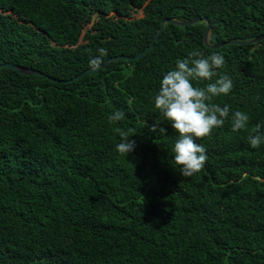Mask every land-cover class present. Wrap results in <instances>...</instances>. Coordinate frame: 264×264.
<instances>
[{
  "label": "trees",
  "instance_id": "16d2710c",
  "mask_svg": "<svg viewBox=\"0 0 264 264\" xmlns=\"http://www.w3.org/2000/svg\"><path fill=\"white\" fill-rule=\"evenodd\" d=\"M140 8L141 16L130 12ZM0 264H264V0H0ZM192 51L219 53L233 81L229 118L211 135L204 168L189 177L178 139L154 106L163 76ZM214 81H193L204 87ZM124 113L109 123L108 115ZM242 111L246 129L232 131ZM156 124L160 134L150 130ZM116 128L135 132L120 154Z\"/></svg>",
  "mask_w": 264,
  "mask_h": 264
},
{
  "label": "clouds",
  "instance_id": "9594fccd",
  "mask_svg": "<svg viewBox=\"0 0 264 264\" xmlns=\"http://www.w3.org/2000/svg\"><path fill=\"white\" fill-rule=\"evenodd\" d=\"M100 56L90 60V66L102 63L104 49H98ZM225 60L219 53L207 57L200 51H192L186 58L177 59L175 68L168 71L160 82L157 94L154 96V106L168 120L179 136L173 146L174 161L180 166V174L189 177L199 173L208 160L206 148L196 143L197 139L211 135L215 128L222 127L229 118L228 105L221 107L212 103L214 97L228 95L233 88V81L227 74L218 73L224 67ZM193 81H214L204 87L193 85ZM124 113L117 110L108 115L109 123L121 121ZM250 117L242 111L231 115L232 131L246 129ZM262 125L257 124L248 134L247 140L252 148L264 144ZM151 131L163 134L165 128L153 124ZM121 142L115 148L120 154L134 151L135 141L129 138L135 134L132 128L127 130L116 128Z\"/></svg>",
  "mask_w": 264,
  "mask_h": 264
},
{
  "label": "water",
  "instance_id": "95a60500",
  "mask_svg": "<svg viewBox=\"0 0 264 264\" xmlns=\"http://www.w3.org/2000/svg\"><path fill=\"white\" fill-rule=\"evenodd\" d=\"M199 18H192V19H188V20H177L173 17H164L160 20L159 22V25L158 27L156 28V30L154 31V33L152 34L148 44L142 49L140 50L139 53H137L136 55L134 56H126V55H112V56H109V57H106L102 60V63L95 66V67H89V68H85L83 70H81L80 72L76 73L74 76H72L71 78H67V79H54V78H51L45 74H43L42 72L34 69V68H31V67H25V66H20V65H15V64H12V63H9V62H2L0 63V67H7V68H11L13 70H15L16 72L18 73H21V74H36V75H39V76H44L45 78L51 80V81H54V82H65V81H70L71 79H75L77 77H79L80 75H84V74H88L98 68H101L103 67L108 61H111V60H117V59H125V60H130V59H134V58H137L139 57L144 51L145 49L151 44V42L153 41V39L155 38V36L159 33V31L161 30V27H162V23L163 22H171L173 24H176V25H185V24H190V23H193V22H196L198 21ZM204 22H205V26H204V29H203V32H202V43L208 47H211V48H215V47H218L226 42H229V43H249V42H254V41H257L261 38L264 37V32L251 38V39H247V40H233V39H230L229 41H222V42H218V43H214V44H207L206 42V35H207V32H208V29H209V22L206 20V19H203Z\"/></svg>",
  "mask_w": 264,
  "mask_h": 264
},
{
  "label": "rangeland",
  "instance_id": "374dc122",
  "mask_svg": "<svg viewBox=\"0 0 264 264\" xmlns=\"http://www.w3.org/2000/svg\"><path fill=\"white\" fill-rule=\"evenodd\" d=\"M130 15H131L132 17H138V16H141V10H140V8L132 10V11L130 12Z\"/></svg>",
  "mask_w": 264,
  "mask_h": 264
}]
</instances>
